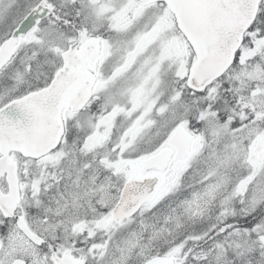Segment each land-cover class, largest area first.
Here are the masks:
<instances>
[{
  "label": "snow or ice",
  "instance_id": "snow-or-ice-1",
  "mask_svg": "<svg viewBox=\"0 0 264 264\" xmlns=\"http://www.w3.org/2000/svg\"><path fill=\"white\" fill-rule=\"evenodd\" d=\"M0 264H264V0H0Z\"/></svg>",
  "mask_w": 264,
  "mask_h": 264
}]
</instances>
